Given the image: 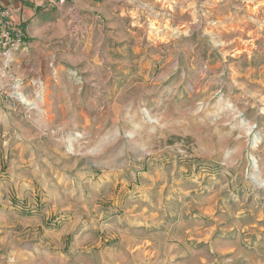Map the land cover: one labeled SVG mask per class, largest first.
<instances>
[{"label":"rangeland","instance_id":"374dc122","mask_svg":"<svg viewBox=\"0 0 264 264\" xmlns=\"http://www.w3.org/2000/svg\"><path fill=\"white\" fill-rule=\"evenodd\" d=\"M23 28L0 264H264V0H55Z\"/></svg>","mask_w":264,"mask_h":264},{"label":"crops","instance_id":"0c3cea01","mask_svg":"<svg viewBox=\"0 0 264 264\" xmlns=\"http://www.w3.org/2000/svg\"><path fill=\"white\" fill-rule=\"evenodd\" d=\"M0 4L12 10L14 18L18 22L22 23V28H23L24 25L27 26V24L31 20H33L34 17L35 18L38 17V15L46 11L48 7L53 6L55 4V0H0ZM28 37H29L28 35H24L25 40H27ZM7 203L11 204L9 201ZM3 206L4 205L0 203V211L4 208ZM10 208L13 209L12 207ZM13 210L14 212H17V213L12 212L15 216H22L21 215L22 213L20 211H17L16 209ZM2 220L4 219L0 217V221ZM150 222H151L150 220H148V223L147 221L142 222L136 220L135 218L132 219V223L125 222L126 224H128L125 227L127 228L126 231L131 230L132 233L131 234L130 232L123 233V239L120 240L121 251H124L125 254H130L132 251L133 252L140 251L142 252V254H146L149 256L147 259V261H149L148 263H150L151 258L152 257L155 258V255L157 254V249H156L157 235L155 234L156 225L155 224L152 225ZM151 226H153L152 229ZM140 229H143L142 236H138L136 232ZM88 233H91V231H88ZM87 239L89 241L90 239L92 240L91 234H88Z\"/></svg>","mask_w":264,"mask_h":264},{"label":"built area","instance_id":"2783aa9c","mask_svg":"<svg viewBox=\"0 0 264 264\" xmlns=\"http://www.w3.org/2000/svg\"><path fill=\"white\" fill-rule=\"evenodd\" d=\"M57 1L62 4L66 0ZM23 30L22 23L14 18L12 10L0 4V57L6 62L11 52L24 46Z\"/></svg>","mask_w":264,"mask_h":264},{"label":"bare ground","instance_id":"6f19581e","mask_svg":"<svg viewBox=\"0 0 264 264\" xmlns=\"http://www.w3.org/2000/svg\"><path fill=\"white\" fill-rule=\"evenodd\" d=\"M19 100H20L21 102H23L24 104H27V105L29 106L28 102H27L26 99H24L23 97L19 96ZM255 142H256V141H255Z\"/></svg>","mask_w":264,"mask_h":264}]
</instances>
